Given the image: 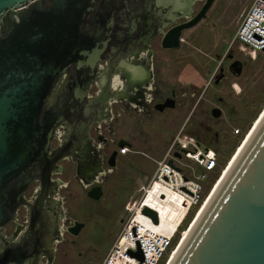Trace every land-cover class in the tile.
Listing matches in <instances>:
<instances>
[{"label": "flooded vegetation", "instance_id": "flooded-vegetation-1", "mask_svg": "<svg viewBox=\"0 0 264 264\" xmlns=\"http://www.w3.org/2000/svg\"><path fill=\"white\" fill-rule=\"evenodd\" d=\"M196 2H200V5L194 10ZM204 2L205 0L90 2L91 8L85 11L82 21V38L94 37L97 28H102L105 20H112L111 25L106 27L108 40L105 49L92 73L88 67L78 68L73 61L57 75L40 111L37 142L39 146L42 144L41 139L48 130V125L54 121L46 153L56 158L58 155L59 158L50 164L48 158L37 154L35 161L15 170L5 182L1 197L0 255L19 246L25 252L37 253L39 259L36 264L44 262V259L50 262L54 259L60 242L66 240L68 235L80 234L86 222L72 218V209L65 205L68 196L66 193L64 196L61 194L72 180L63 179L67 170L63 162L72 164V174L88 196L97 201L102 199L103 182L117 167L119 158L123 155L118 152V140L125 139L133 145L124 136L110 135L115 132L114 120L122 115L138 120L132 110L139 111L142 119L145 113H150L151 106L162 110L168 106H159L166 102L176 105L178 101L174 98L175 89L170 88V94L166 95V88L159 79L164 80L166 76L177 79L179 74L169 73L168 70L176 64V60L183 61L188 56L177 58L175 50L188 44V19ZM52 3L53 0H42L43 5L49 6ZM210 7L202 18L207 17ZM13 15L14 12H9L2 18L0 38L11 27ZM178 26L181 29L175 39ZM100 35H104V32H100ZM227 56L230 58L228 70L236 73L231 63L238 58L232 53ZM221 72L223 76L217 81L215 78V82L226 76L223 66ZM115 79H118L117 84H114ZM107 80L110 87L106 103L92 102ZM114 149H117V154L115 163L112 164L109 158ZM132 151L131 147L129 152ZM97 184L101 185L102 193L95 198L88 194V190Z\"/></svg>", "mask_w": 264, "mask_h": 264}, {"label": "rangeland", "instance_id": "rangeland-1", "mask_svg": "<svg viewBox=\"0 0 264 264\" xmlns=\"http://www.w3.org/2000/svg\"><path fill=\"white\" fill-rule=\"evenodd\" d=\"M251 1L214 0L207 17L188 28V44L175 50L177 58L188 56V59L176 60L168 70L179 74L177 79L168 76L159 79L166 88V95L170 94V88L175 89L174 98L179 103L162 110L151 106L150 113L142 115V119L139 111L132 110L138 120L129 115L114 120L115 132L110 135L124 136L133 143L134 151L122 155L117 167L105 178L101 200L88 196L73 176L72 164L63 162L67 170L62 177L65 181L72 180L61 194L68 196L65 205L72 209V218L84 220L86 226L78 236L68 235L58 244L52 261L44 259L40 264H104L112 252L111 264H145V260L141 262L130 256L127 248L117 247L116 241L135 214L134 210L157 167L156 160L164 156L181 128L193 136L200 147H210L216 153L217 164L213 169H205L185 155H174L183 174L198 179L201 195H205L203 201L206 199L264 109V53H243L235 43L231 44L242 13ZM199 5L200 2H196L194 10ZM229 53L242 61L240 73L228 70ZM221 66L226 76L215 82ZM213 108H218L220 113L215 115ZM190 156L197 158L194 153ZM196 206L191 205L181 223L172 226L153 224L148 215H139L143 225L170 238L162 256L153 264H166L194 219ZM157 208L164 215L162 208L158 205Z\"/></svg>", "mask_w": 264, "mask_h": 264}, {"label": "water", "instance_id": "water-1", "mask_svg": "<svg viewBox=\"0 0 264 264\" xmlns=\"http://www.w3.org/2000/svg\"><path fill=\"white\" fill-rule=\"evenodd\" d=\"M91 1L53 0L47 6L42 0H0V22L14 12L11 27L0 38V217L2 187L12 173L35 161L37 154L48 158L50 164L59 158L46 153L54 121L48 125L42 144L37 142L40 111L57 75L73 61L92 73L105 49L106 27L112 20H105L94 37L82 38V21ZM212 2L205 0L188 19V28L206 15ZM180 29L178 26L175 39ZM102 31L104 35H100ZM231 67L240 73V60H234ZM222 76L220 72L216 81ZM109 87L107 80L92 102L106 103ZM165 105L173 106V102L159 107ZM212 111L220 113L218 108ZM124 144L131 146L125 139L117 142L118 147ZM116 154L114 149L110 163H115ZM101 193L100 184L88 190L95 198ZM142 212L154 222L159 220L158 212L149 206ZM136 246L142 261L138 240ZM38 259L37 253L17 246L0 255V264H36ZM171 264H264V118Z\"/></svg>", "mask_w": 264, "mask_h": 264}, {"label": "bare ground", "instance_id": "bare-ground-1", "mask_svg": "<svg viewBox=\"0 0 264 264\" xmlns=\"http://www.w3.org/2000/svg\"><path fill=\"white\" fill-rule=\"evenodd\" d=\"M117 80L118 79L113 80L114 84H117L118 82ZM263 118H264V109L261 111L258 118L255 119L249 133L242 140L239 148L236 150L231 161L228 163L227 167L224 169V172L222 173V175H220L218 181L216 182L214 187L211 189V192L209 193V195L203 201L205 197L204 195L202 199L200 200V202L197 204L193 212V215H195V212L197 211L195 217L193 216L194 219H192V221L190 222L187 231L184 233V236L182 237V239H180V242L177 244V247L175 248L174 252L171 254V256H169L166 264H171L173 262L180 248L184 244L186 238L190 234L192 228L194 227L196 222L199 220V218L203 214L204 210L206 209L211 199L213 198L214 194L218 190L220 184L222 183L224 178L229 173L230 169L232 168V166L234 165V163L240 156L241 152L243 151V149L249 142L250 138L252 137L256 129L258 128ZM165 179L166 178L164 177H162L161 179H156V180L152 178L150 179L149 184L145 188L144 194L141 196L138 202V205L136 206L134 210V212H137V213H135L132 216V218L129 219L123 232L119 235L116 241L117 247L127 248V252L130 256L134 257L135 259L140 260V257L136 255L135 246H136L137 240L141 239L140 242H142L143 249H145L147 253L146 256H143V259L146 262L145 264H153L159 252L158 248L163 246L164 234L162 232V235H161V233H159L155 228L147 227L142 224V222L139 220V215L140 214L147 215L142 212L143 207L149 206L158 212L159 220L157 222H154L152 218L149 216L153 224H157V223L158 224L161 223L163 225L171 224L170 226L176 223H181L185 215V212L187 211L186 209L188 208L185 200L183 199V192L180 191L179 189L172 188V186L176 184V181H173V183H170V185L168 186L166 185L167 183L165 182ZM177 180H179V178H177ZM157 205L162 208L164 215H162V213L159 211V209L157 208ZM170 226H167V230L169 231H171ZM157 244H158V248H156ZM147 261L149 262L147 263Z\"/></svg>", "mask_w": 264, "mask_h": 264}, {"label": "built area", "instance_id": "built-area-1", "mask_svg": "<svg viewBox=\"0 0 264 264\" xmlns=\"http://www.w3.org/2000/svg\"><path fill=\"white\" fill-rule=\"evenodd\" d=\"M234 43L243 53L248 51L264 53V0H252L245 8L234 36L231 39V44ZM130 150L131 147L127 144L118 148V152L121 154L129 152ZM176 153L180 154L178 157L185 155L186 157L193 159L205 169H213L216 166L217 156L212 148L200 147L195 138L183 132V129L181 128L175 135L174 140L164 156L161 159L156 160L157 167L151 178L156 180L164 177L166 178L165 182L167 183L165 184L168 186L170 183H173V181H176V184L172 186V188L179 189L183 192V199L189 208L193 204H198L202 199L201 184L198 182V179L183 174L181 167L175 161L174 155H176ZM191 153L197 154V158H192L190 156ZM177 178H179V180H177ZM163 238V246L160 248H158V244L156 246L159 251L155 259L156 261L162 256L170 243L169 237L163 236ZM140 240L138 241L142 247L143 255L146 256V250L143 249V244ZM112 255L113 252L109 255L104 264H111ZM143 260L140 261L143 262ZM148 262L149 261H147V263Z\"/></svg>", "mask_w": 264, "mask_h": 264}, {"label": "crops", "instance_id": "crops-1", "mask_svg": "<svg viewBox=\"0 0 264 264\" xmlns=\"http://www.w3.org/2000/svg\"><path fill=\"white\" fill-rule=\"evenodd\" d=\"M124 155V154H123Z\"/></svg>", "mask_w": 264, "mask_h": 264}]
</instances>
